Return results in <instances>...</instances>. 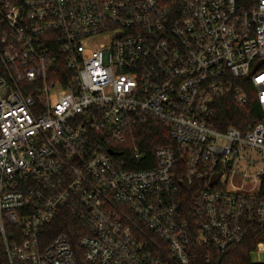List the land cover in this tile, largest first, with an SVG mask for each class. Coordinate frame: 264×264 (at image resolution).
Returning a JSON list of instances; mask_svg holds the SVG:
<instances>
[{
	"label": "built area",
	"instance_id": "built-area-1",
	"mask_svg": "<svg viewBox=\"0 0 264 264\" xmlns=\"http://www.w3.org/2000/svg\"><path fill=\"white\" fill-rule=\"evenodd\" d=\"M262 227L264 0H0V264H190Z\"/></svg>",
	"mask_w": 264,
	"mask_h": 264
},
{
	"label": "trees",
	"instance_id": "trees-1",
	"mask_svg": "<svg viewBox=\"0 0 264 264\" xmlns=\"http://www.w3.org/2000/svg\"><path fill=\"white\" fill-rule=\"evenodd\" d=\"M249 93L251 100L247 111H241L233 105L221 106L219 108L215 118L221 124V126H217L219 130H226L230 127L242 129L246 123L253 120L256 115L255 97L251 89H249ZM248 112L252 113L251 119L248 117ZM171 143L170 129L155 119L147 118L131 130V135L128 139L130 152H127L126 157H131L133 152L139 149L146 155L149 162L147 167H151L154 162L156 149ZM138 168L144 169L146 166L139 164ZM73 224L75 225V222L71 216L64 215L53 226L54 237L60 233H69L70 226H73ZM263 234L264 227L258 228L243 244L235 246L225 254L211 253L209 258H207V253L204 249L193 246L190 251V264H252L251 254L256 251L259 235L261 240V235Z\"/></svg>",
	"mask_w": 264,
	"mask_h": 264
},
{
	"label": "rangeland",
	"instance_id": "rangeland-1",
	"mask_svg": "<svg viewBox=\"0 0 264 264\" xmlns=\"http://www.w3.org/2000/svg\"><path fill=\"white\" fill-rule=\"evenodd\" d=\"M107 38H103L102 41H105ZM51 101L53 103L57 102V98L56 97H52ZM250 157L255 158L256 155L255 154H251ZM262 165H257V166H251V168L247 169V167H243L242 172L243 173H248V174H254L256 171H259L260 168H262ZM251 262L252 264H264V251H258L256 250L254 253L251 254Z\"/></svg>",
	"mask_w": 264,
	"mask_h": 264
},
{
	"label": "water",
	"instance_id": "water-1",
	"mask_svg": "<svg viewBox=\"0 0 264 264\" xmlns=\"http://www.w3.org/2000/svg\"><path fill=\"white\" fill-rule=\"evenodd\" d=\"M219 178H220V176H217V178L215 179V182H213L212 184H213V185L216 184L217 181L219 180Z\"/></svg>",
	"mask_w": 264,
	"mask_h": 264
}]
</instances>
